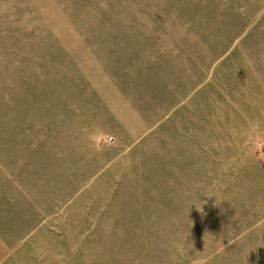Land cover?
Segmentation results:
<instances>
[{
    "label": "rangeland",
    "instance_id": "374dc122",
    "mask_svg": "<svg viewBox=\"0 0 264 264\" xmlns=\"http://www.w3.org/2000/svg\"><path fill=\"white\" fill-rule=\"evenodd\" d=\"M0 264H264V0H0Z\"/></svg>",
    "mask_w": 264,
    "mask_h": 264
},
{
    "label": "built area",
    "instance_id": "2783aa9c",
    "mask_svg": "<svg viewBox=\"0 0 264 264\" xmlns=\"http://www.w3.org/2000/svg\"><path fill=\"white\" fill-rule=\"evenodd\" d=\"M110 141H113L112 139H110Z\"/></svg>",
    "mask_w": 264,
    "mask_h": 264
}]
</instances>
